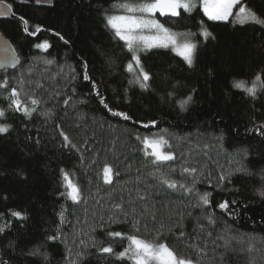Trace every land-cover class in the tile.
I'll return each instance as SVG.
<instances>
[{"label":"trees","instance_id":"obj_1","mask_svg":"<svg viewBox=\"0 0 264 264\" xmlns=\"http://www.w3.org/2000/svg\"><path fill=\"white\" fill-rule=\"evenodd\" d=\"M37 1L3 0L11 5L13 18L0 19V34L20 60L16 70L0 71V81L7 77L8 90L17 88L22 106L33 107L31 98L46 101L35 106L31 118L12 110L0 118V124L11 125L0 133V226L10 225L0 234V256L9 264H72L83 251L78 264H134L127 257L117 259L96 247H84L81 241L90 245L94 237L99 247L112 246L119 253L129 246L127 236L136 235L166 243L179 256L193 260L198 258L193 245L199 244L206 253L201 264H264V198L259 195L264 191V91L253 98L233 86L245 81L250 87L257 74L264 81V24L238 23L239 5L227 21L210 20L200 5L190 12L180 9L179 16L156 14L165 28L183 34L197 48L191 65L168 48L141 51L143 68L151 75L150 87L143 89L129 82L133 78L126 65L131 54L105 26V13L120 14L112 5L122 0ZM242 3L264 19V0ZM204 30L211 33L207 39ZM45 41L50 45L46 50L36 47ZM84 62L91 81L83 79ZM21 76L23 85L17 83ZM92 81L113 112L131 119L109 112ZM0 92V108L7 109L8 92ZM188 96L191 102L181 108ZM48 109L50 116L41 114ZM164 130L176 159L164 162L161 171L192 187L182 167L202 169L192 193L161 189L148 176L152 158L144 155L137 137ZM61 131L76 148L64 146ZM105 165L120 173L113 174L112 184L104 183ZM241 166L251 175L234 171ZM61 170L81 189V202L61 195L67 191ZM222 172L232 173L230 182L218 179ZM138 178L147 179V185L137 183ZM148 185L151 196L138 199V191L144 194ZM197 192L211 193L210 204L195 206ZM225 201L229 207L220 209ZM115 204L129 213L126 222ZM146 208L154 219L139 215ZM208 215L214 216V224H208ZM134 220H139L136 227ZM177 221L181 227H174ZM58 230L60 239L47 240ZM181 230L185 237H179ZM107 232L124 235L109 237ZM220 236L236 237L230 249L224 248ZM36 247L49 254L48 261L29 255Z\"/></svg>","mask_w":264,"mask_h":264},{"label":"snow or ice","instance_id":"obj_2","mask_svg":"<svg viewBox=\"0 0 264 264\" xmlns=\"http://www.w3.org/2000/svg\"><path fill=\"white\" fill-rule=\"evenodd\" d=\"M39 2V0H38ZM0 4H3V0H0ZM239 5L238 12L235 13L236 21L238 23L244 24L249 21H253L257 24H264V19H261L253 10L249 9L247 5L242 3V0H203V10L204 13L208 16L210 20L213 21H227L229 17L233 16V9ZM195 7L194 0H122V2H117L112 5V8L119 9L120 14H107L105 13V26L113 31L114 38H118L125 42V45L131 54L130 60L126 65L127 71L132 73L134 79L129 81L130 83L138 84L143 89H148L150 87L151 75L149 72L145 71L140 59V52L147 51L153 47H168L169 44L177 47L180 51V54L184 57L189 65L193 63V59L195 56L197 45L191 42L179 43L177 40V34L171 32L169 29L165 28L158 20L154 18L155 14L159 12L160 15H171V16H179V9H184L187 12L192 11ZM11 9V5H7L4 10H0V16L7 15L8 10ZM23 19V18H21ZM27 23V21H24ZM27 31V29H25ZM37 31H40L37 28ZM145 31L154 32V35H145ZM56 35H59L57 33ZM202 35L207 39L211 33L204 30ZM61 39H64L62 36ZM37 48L47 49L50 45L47 41L37 44ZM15 59H18L16 57ZM14 65V60L8 61ZM47 63L51 64L53 61H47ZM3 64H0L2 67ZM60 73H63V67L60 68ZM71 79H76V74L73 70V75ZM83 79L85 81H91V77L88 75V65L87 62L83 64ZM258 82L259 85H258ZM18 84L23 85L25 83L24 77L21 76L17 81ZM93 90L97 96H100V93L96 87L94 81H92ZM9 79L5 77L2 81H0V89L8 92V95L4 97L8 99L10 102L8 104V108H0V118H4L6 116V112L9 110L12 111H22L26 117L31 118L33 113L37 111L35 106L40 105L41 103H46V101H41L38 98H31V104L33 107L29 108L27 106H22V102L19 99V92L16 87H11L10 91L8 90ZM234 87L243 89L249 96L255 98L260 91H264V81H262L261 74H257L251 84V86H246L245 81L234 82ZM37 87H40L37 84ZM75 91V89H73ZM0 95H3V92H0ZM72 98L69 97L65 99L63 103L65 105L69 104ZM192 97L188 96L186 99L180 102L181 108H184L189 102H191ZM100 103L104 104L105 108H108L109 112H112L114 116L123 117L125 120L131 119L126 113H122L119 111L113 112L111 108L105 103V100L102 96H100ZM45 116H50L52 114V110L48 109L46 112L41 113ZM151 124H155V121L150 122ZM148 127V125H144ZM11 125L8 124H0V133H6L9 131ZM257 131L260 130L259 127L256 128ZM166 130H164L161 134H154L153 137H137L142 140L144 145V155L147 157H151V164L153 166V170L148 173L149 177H152L156 180V185L163 189L164 186L167 189L173 190H182L183 192L192 193L195 191V183L198 181L199 177L203 175L202 169H198L197 167H189L183 166L181 169L182 174H187L192 178V187H188L184 183H178L177 181L170 180L167 178L168 173L161 171V165L164 162L173 161L176 159L173 151L172 145L169 142V139L165 138ZM264 135V133H261ZM60 135L63 136L64 146L76 148L75 144H72L69 137L60 132ZM184 139V138H181ZM217 139H222L219 137ZM207 147V146H206ZM165 148L168 150L165 151ZM150 149V151H149ZM79 151V149H77ZM246 154V153H245ZM130 167V166H129ZM63 172V170H61ZM234 171L243 172L247 175H251L243 166L236 168ZM169 172H175V169H169ZM104 173V183L112 184V176L115 174L119 176V172H115L111 166L105 165L103 169ZM232 173L222 172L218 179L223 182L228 180L230 182V176ZM63 177L66 182V193H61L62 196H66L68 199H71L73 202L79 203L82 198V191L77 184H74L71 180L68 179V173L63 172ZM137 183H144L147 185V179L140 180L138 178ZM152 186L148 185L145 189L144 194H140L138 191V199L144 200L146 196H151ZM198 202L195 206L200 205H209L210 200L209 197L211 193L205 192L200 194L197 192ZM259 195L264 198V191H261ZM235 204V201H232ZM115 209L120 210L123 213L124 221L126 222L127 217L129 216L128 212L123 211V206L121 204H115L113 206ZM220 209H227L229 207L228 202H222L218 205ZM132 214L135 215V209H132ZM151 214L153 219L155 218L154 213H149L146 208L144 212L140 213V216H145ZM2 215V214H0ZM11 215L17 218H24V214L21 212H12ZM95 215V213H94ZM61 223L64 222L63 218V210L60 213ZM180 219H183V214H179ZM113 220L112 217L109 218ZM208 224H214L216 221L213 215H208L205 217ZM100 220H103V216L100 217ZM113 222H115L113 220ZM139 224V220H134L133 227ZM10 225H2L0 226V234H3L7 227ZM103 227L104 225H99ZM163 227V225H161ZM174 227H181L179 221L174 225ZM201 231H203L204 226L200 225ZM92 231H95L93 228ZM107 236L109 237H122L124 234L121 232H107ZM210 236L211 233H208ZM186 234L183 230L179 232V237H185ZM61 235L59 230L57 231L56 236H48L47 240H57L60 239ZM129 240V246L125 248L123 251L119 253H115L112 246H103L99 247L98 242L94 237L91 238V243L86 244L84 241H81V245L84 247H96L99 252L105 254H112L117 257V259H123L127 257L128 259L134 261V264H201V257L205 255L204 248H201L199 244L193 245V247L197 251L198 258L193 260L191 257H183L179 256L172 248H170L166 243H152L143 239H140L136 235L127 236ZM218 239L224 241V248L230 249L231 242L236 239L235 236L225 238L223 236L218 237ZM242 238H241V241ZM102 243V242H100ZM11 247V242L9 244ZM206 247V245H205ZM29 255L33 256H42L45 261L49 260V254L45 252H41L39 247L34 248L29 252ZM85 257V253L83 251L77 252L75 255V259L72 261V264H78L79 261H82ZM0 264H9L8 261L4 260L2 256H0Z\"/></svg>","mask_w":264,"mask_h":264},{"label":"water","instance_id":"obj_3","mask_svg":"<svg viewBox=\"0 0 264 264\" xmlns=\"http://www.w3.org/2000/svg\"><path fill=\"white\" fill-rule=\"evenodd\" d=\"M8 4L4 3L0 4V10H4V8ZM13 18V13L12 10H8L7 15L0 16V19H10ZM17 56L16 52L14 51L12 45L9 43V41L3 37L0 34V64H3L2 67H0V71L3 70H9V71H14L16 70L19 65H20V60L15 59ZM14 60V65L12 63H9L8 61Z\"/></svg>","mask_w":264,"mask_h":264},{"label":"rangeland","instance_id":"obj_4","mask_svg":"<svg viewBox=\"0 0 264 264\" xmlns=\"http://www.w3.org/2000/svg\"><path fill=\"white\" fill-rule=\"evenodd\" d=\"M13 1H16V2H22V1H24V0H13ZM38 2V1H37ZM38 3H41V4H51L52 3V0H39V2ZM194 3H195V7L197 6V5H200L201 6V8L203 9V0H194ZM194 7V8H195ZM180 10V9H179ZM178 10V11H179ZM184 10V9H183ZM204 11V10H203ZM156 14H159V12H157ZM156 14H155V16H156ZM155 16H154V18H155ZM172 32V31H171ZM173 33H175V34H177V40H178V42L179 43H184V42H188V40H185L186 38L185 37H183V34H181V33H178V32H173ZM145 35H154L155 33L154 32H148V31H145V33H144ZM122 41V40H121ZM122 42H124V41H122ZM125 43V42H124ZM153 48H168V49H170L171 51H173L175 54H177L178 56H180L186 63H187V61L184 59V57L180 54V51L177 49V47H175V46H173V45H171V44H169V46L168 47H160V46H157V47H153ZM151 49V48H150ZM188 64V63H187ZM131 75H132V78L134 79V76H133V74L131 73ZM157 134H161V133H157ZM154 135V134H153ZM153 135L152 136H150V137H153ZM149 151H150V149H149Z\"/></svg>","mask_w":264,"mask_h":264}]
</instances>
